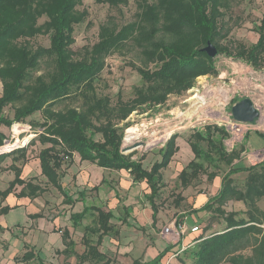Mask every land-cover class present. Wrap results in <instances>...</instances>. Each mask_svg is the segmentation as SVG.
Here are the masks:
<instances>
[{"label": "trees", "instance_id": "trees-1", "mask_svg": "<svg viewBox=\"0 0 264 264\" xmlns=\"http://www.w3.org/2000/svg\"><path fill=\"white\" fill-rule=\"evenodd\" d=\"M81 1L0 0V125L10 127L40 112L42 121L37 125L41 131L27 144L32 145L35 140L41 144L37 154L40 172L46 183L58 190L62 191L59 183L62 164L65 159L71 162L76 153L80 160L108 169H126L134 181L144 180L150 189L152 202L163 186L161 170L178 150L176 138L179 134L175 132L169 136L160 151V160L145 169L141 160L132 159L121 151L122 133L118 123L144 104H161L169 94H180L191 88L196 77L214 73L216 55L223 54L254 68L259 67L264 58V24L260 26L255 43L249 46L236 43L230 49L219 43L228 35L222 17L223 10L229 7V0H156L152 4L137 0L141 9L140 24L130 23L119 30L102 24L98 41L91 49L83 50L81 57L75 58L71 49L73 29L85 16L75 9ZM105 1L116 5L126 0ZM42 16L46 19L39 24L38 19ZM135 29L145 36L147 63H155L156 68L137 67L145 87L137 88L132 99L122 101L118 97L117 102L111 105L107 96L97 94L95 82L104 68L105 57L118 49ZM39 34H48L49 46L30 48L26 40ZM19 39L22 42H18ZM207 42L217 50L214 57L201 50ZM44 56L52 58V71L27 82L28 71L35 69ZM71 97L79 100L78 106L54 108ZM6 106L13 107L11 118L3 114ZM255 133L264 137L258 131ZM95 134L100 137L94 139ZM227 138L229 133L225 128L205 124L202 130L193 129L186 140L193 158L178 174L182 186L197 177L200 170L211 162L219 161L228 166L215 195L197 210L221 217L224 226L210 234L200 232L182 250L190 257V264H264V209L259 204L264 199V160L245 166L238 153L227 151L224 145ZM5 139L0 130V145ZM200 142L206 143V149L200 148ZM26 151L24 145L0 153V163L13 155L9 168L14 173L7 187L0 190V202L13 192L16 185L21 186L18 197L34 198L46 190L44 185L20 177L21 166L15 162L24 165L28 161ZM204 162L208 165L204 166ZM242 172L246 176L239 187L234 184L232 175ZM214 177L212 173L207 174L208 179ZM62 193L66 203L72 202L66 198V192ZM235 201H242L245 215L227 210L229 202ZM151 205L154 210L153 203ZM11 208L0 206V215ZM96 209L97 230L104 233L109 229L111 214ZM81 216L82 213H75L71 218L76 221ZM67 238V230H62L63 242L70 245L72 242ZM170 248L161 251L152 263L156 264ZM93 251L90 246L88 252ZM34 257V253L27 250L20 260L27 262Z\"/></svg>", "mask_w": 264, "mask_h": 264}, {"label": "rangeland", "instance_id": "rangeland-1", "mask_svg": "<svg viewBox=\"0 0 264 264\" xmlns=\"http://www.w3.org/2000/svg\"><path fill=\"white\" fill-rule=\"evenodd\" d=\"M145 2L152 4L156 0H144ZM75 9L85 15L83 21L74 25L73 29L74 41L71 49L75 58L81 57L83 50L91 49L98 41L102 24L119 30L124 25L134 23L137 26L142 22L139 17L141 9L137 5V0H126L125 3L116 5L109 4L105 0H82L75 6ZM45 19L44 16L40 17L38 23L41 24ZM222 19L225 28L228 29V35L219 40V43L229 46L230 49H233L236 43L249 46L257 41L260 26L264 24V0H229V7L223 10ZM144 39L145 36L135 29L131 34H128L127 39L118 49L105 57L104 68L99 74L95 86L97 94L107 96L111 105L117 102L118 97L122 101L132 99L137 88L145 87L144 81L136 70L137 67L149 70L156 68L155 63H147L145 59ZM20 41L22 42V39L18 40V42ZM26 42L33 49L38 46L48 47L49 36L48 34H39L27 39ZM214 59V73L196 77L191 88L180 94H169L161 104H144L118 123L122 133V152L131 156L132 159L141 160L142 166L147 169L152 163L160 160V151L169 136L175 132L179 134L177 140L179 150L171 158L169 165L161 170L163 186L154 199L158 209L165 211L166 215L175 216L179 214V211H188V208L191 207L190 200L195 199L197 193L202 191L206 193L211 190L213 185L219 183V179L228 169L227 165L219 161L211 162L209 165L204 162V166L208 165L207 168L200 170L197 177L189 179L185 188L182 186L178 174L190 160L191 149L186 140L193 129L202 130L205 124L223 127L229 133V138L224 140L227 151L234 150L238 153L239 160L245 166L264 160V137L255 133L258 131L264 136V58L262 64L255 68L223 54L216 55ZM52 69V58L42 57L38 66L28 71L27 82L37 76L47 75ZM244 97L250 98L260 112L259 118L251 123L237 122L231 116L232 104ZM78 105L79 100L71 97L56 104L54 108L65 109ZM3 114L11 118L13 107H4ZM41 121L40 112H35L23 122L14 123L10 127L0 125V130L6 136L3 145H0V153L7 152L15 146L25 145L28 161L22 166L21 177L45 185V179L38 174V160L36 159L41 144L37 140L32 145L27 144L31 138H37L34 136L41 131V127L37 125ZM128 127H133V132L128 133ZM93 137L98 139L100 135L95 134ZM199 145L200 148L206 149L205 142H200ZM9 160L6 158L1 163L7 165ZM198 161L202 162V160ZM68 162L69 160L65 159L64 165ZM233 162L237 163V160ZM16 164L21 165V162L17 161ZM0 169L3 171L6 168L0 166ZM189 170L187 169L188 172ZM209 173L214 174L215 177L208 179L207 174ZM245 176L244 172L232 175L234 184L241 187ZM6 180L5 175L0 174V188L5 187ZM138 185L145 186L142 182H139ZM16 188L18 189V187ZM60 199L61 195L49 186L46 192L34 199L32 209L44 218L40 221L42 223L45 220L49 221L59 217V221L52 230L54 237L58 241L62 229L70 227V237L75 241L77 250L81 251L83 245L80 243V238L83 227L86 224L92 225L93 220L91 217H85L79 224L72 227L69 214L72 210H76V207L64 206ZM185 199L188 200L185 202ZM259 204L264 208V199H261ZM118 212L120 216L125 215V212L120 208ZM21 213V209L11 211L5 215L4 220L7 224L21 221ZM204 214L205 219L199 223L201 232L210 234L224 226L221 217L206 211ZM22 228L24 227L17 226L16 231L22 232ZM11 241H15V239ZM7 246L8 241L0 233V253L2 254V257L0 255V264H11L22 254H17L15 251L14 253L17 255L14 254V257H12L13 255L4 257L3 250ZM23 248L21 247L20 251ZM45 257L48 259L45 261L49 264H79L73 260L69 261V257H62L56 246H53V250ZM174 257H177L180 262L190 264V257L185 251L176 252ZM4 259L7 261H3ZM30 264H37V262L32 261Z\"/></svg>", "mask_w": 264, "mask_h": 264}, {"label": "crops", "instance_id": "crops-1", "mask_svg": "<svg viewBox=\"0 0 264 264\" xmlns=\"http://www.w3.org/2000/svg\"><path fill=\"white\" fill-rule=\"evenodd\" d=\"M178 138H176L177 146H179V142H177ZM187 144H185L186 147H188ZM189 153V159L191 160L193 153L192 151ZM12 156L11 154L6 157L10 159L7 165L0 163V166L6 168L3 171L0 169V174H4L7 179L5 187L0 188V190H4L8 182L14 178V173L9 168L12 163ZM36 159L38 160L37 157ZM37 163L38 174L45 179L44 186L46 190L44 192L51 186L61 195L60 201L64 206L76 207V210H72L69 214L72 227L79 224L85 217H91L93 222L92 225L86 224L83 227L80 238V243L83 245L81 251L77 250L75 241L70 237V227H65L62 230H67L68 238L66 240H70L72 243L68 245L63 242L62 232L57 241L52 230L54 225L59 221V217H55L49 221L45 220L42 223L40 221L44 218L36 210L32 209L34 207L32 204L34 199L44 192L34 198H29L28 196L18 197L17 193L21 189V186L16 185L13 192L9 193L0 202V206L8 205L12 207L6 214L0 215V233L8 241L7 248L3 250L4 257L10 255L14 257V254H23L27 250L32 251L36 257L23 262L20 260L21 254L20 258L13 260V264H30L32 261L40 264L38 258H40L43 264H49L45 261L48 260L45 255L53 250V246H56L60 250L62 257H69V261L72 262L73 260V262L76 261L79 264H153L152 261L161 251L167 247H171L161 256L156 264H182L173 255L177 250L178 253L181 248L188 247L199 235L197 233H190L189 228L199 225L205 219V211L197 210L208 198L215 195L220 185L219 179V183L213 185L211 190L206 193H203V191L197 193L195 199L190 200L189 205L191 207L188 208V211H179V214L173 216L172 214L166 215V212L160 211L155 204L154 199L158 196L159 192L153 197V201L150 202V189L144 180L134 181L132 175L126 169H108L86 160H80L76 153L73 154L71 162H68L66 165L62 164L59 173V183L62 191L66 192V198L72 200V202L66 203L67 201L62 191L52 184L46 183V178L40 172L39 160ZM17 166H21L22 172L23 165ZM21 178L28 180L24 177ZM32 182L34 181L32 180ZM139 182L144 183L145 186H139ZM186 186L183 187L185 188ZM186 200L188 199L184 201L186 202ZM152 203L155 207L154 210L151 205ZM227 206V210L245 215V207L242 201L229 202ZM96 208H100L102 211L111 214L108 219L109 229L104 233H102V230H97L99 224ZM119 208L125 212V215H119ZM19 209L22 210L21 221L7 224L4 220L5 215ZM75 213H82L80 219L76 221L71 218L72 214ZM178 216L180 217L178 218ZM177 225H182L185 231H179ZM17 226L24 227L22 228V232L16 231ZM166 227H168L167 231H165ZM262 227L264 228V225ZM12 239H15V241H11ZM90 246L95 250L92 253L88 252ZM21 247L24 248L20 251ZM15 251L17 252L14 253ZM0 255L2 257L1 253ZM12 257L11 259H13ZM3 261L6 262L7 259Z\"/></svg>", "mask_w": 264, "mask_h": 264}, {"label": "water", "instance_id": "water-1", "mask_svg": "<svg viewBox=\"0 0 264 264\" xmlns=\"http://www.w3.org/2000/svg\"><path fill=\"white\" fill-rule=\"evenodd\" d=\"M201 50L206 52L210 57H214L217 53L215 46L210 42H207V45ZM230 109L232 118L237 122L251 123L260 116L258 108L254 106L252 100L248 97L235 102Z\"/></svg>", "mask_w": 264, "mask_h": 264}, {"label": "built area", "instance_id": "built-area-1", "mask_svg": "<svg viewBox=\"0 0 264 264\" xmlns=\"http://www.w3.org/2000/svg\"><path fill=\"white\" fill-rule=\"evenodd\" d=\"M177 228H178V230L181 231V232H184V231H185V228H184L182 225H177ZM167 230H168V227L165 228V231H167ZM189 232H190V233H197V234H199V233L201 232V229H200L199 225H194V226H191V227L189 228ZM184 248H185V247L181 248V250L184 249ZM181 250H180V251H181ZM175 254H176V253H175ZM175 254H174L173 256H175Z\"/></svg>", "mask_w": 264, "mask_h": 264}, {"label": "bare ground", "instance_id": "bare-ground-1", "mask_svg": "<svg viewBox=\"0 0 264 264\" xmlns=\"http://www.w3.org/2000/svg\"><path fill=\"white\" fill-rule=\"evenodd\" d=\"M133 130H134L133 127H131V128L128 127L127 132H128V133H131V132H133ZM125 140H126V139H125ZM128 140H129V139H128Z\"/></svg>", "mask_w": 264, "mask_h": 264}]
</instances>
